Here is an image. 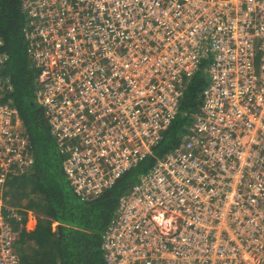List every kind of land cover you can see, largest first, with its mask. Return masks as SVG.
I'll list each match as a JSON object with an SVG mask.
<instances>
[{
    "label": "built area",
    "instance_id": "built-area-1",
    "mask_svg": "<svg viewBox=\"0 0 264 264\" xmlns=\"http://www.w3.org/2000/svg\"><path fill=\"white\" fill-rule=\"evenodd\" d=\"M36 98L74 192L137 166L204 69L182 142L156 158L104 238L106 264H264V0H22ZM0 32V264H23L4 186L34 164Z\"/></svg>",
    "mask_w": 264,
    "mask_h": 264
},
{
    "label": "trees",
    "instance_id": "trees-1",
    "mask_svg": "<svg viewBox=\"0 0 264 264\" xmlns=\"http://www.w3.org/2000/svg\"><path fill=\"white\" fill-rule=\"evenodd\" d=\"M27 22L21 0H0V32L4 40L3 50L8 55L3 74L12 87L7 96L27 126L26 134L34 158L32 169L22 173L29 176L31 185V201L27 207L42 215L38 217L34 230L25 226L27 211L13 220L20 223L17 227L21 239L20 256L23 263L26 258L30 259L27 264H106L104 238L120 198L150 170L156 158L182 142L200 109L201 91L208 77L202 69L185 86L177 117L163 139L155 145L152 154L98 197L82 198L74 192L66 177L65 155L50 131L43 109L35 110L33 107L38 71L28 58ZM30 89L32 91L29 92ZM13 184L18 186L19 179H15Z\"/></svg>",
    "mask_w": 264,
    "mask_h": 264
},
{
    "label": "rangeland",
    "instance_id": "rangeland-1",
    "mask_svg": "<svg viewBox=\"0 0 264 264\" xmlns=\"http://www.w3.org/2000/svg\"><path fill=\"white\" fill-rule=\"evenodd\" d=\"M29 58V56H28ZM30 60V58H29ZM32 91V89L29 90V92ZM34 100V105L33 107L35 108V110H42V108L39 106L38 102H37V98L35 95V98H33ZM29 108H27L26 111H28ZM29 112V111H28ZM30 120V119H29ZM18 121L21 127V130L24 132H28L27 126L22 118V116H20V113L18 111ZM15 179H19V185L18 186H14L13 182ZM4 200L6 202V204L8 206H14L17 209V212L22 215V213L26 210L25 207L27 206L28 202L31 201V185L29 183V176H27V174H21L19 176H13L11 177L7 183L4 186ZM14 233H15V237H16V243L15 246L17 248V250L21 253V249H20V234L17 232V227L20 225V223H17L15 221L11 222ZM28 262H30V259L26 258L25 263L27 264ZM23 263V264H25Z\"/></svg>",
    "mask_w": 264,
    "mask_h": 264
},
{
    "label": "crops",
    "instance_id": "crops-1",
    "mask_svg": "<svg viewBox=\"0 0 264 264\" xmlns=\"http://www.w3.org/2000/svg\"><path fill=\"white\" fill-rule=\"evenodd\" d=\"M24 210L27 211V222L25 223V226L28 230H34L36 228L38 221H39L38 217H41L42 215L37 210H35L33 208L27 207V209L25 208ZM17 232L20 234L19 229L17 230Z\"/></svg>",
    "mask_w": 264,
    "mask_h": 264
},
{
    "label": "clouds",
    "instance_id": "clouds-1",
    "mask_svg": "<svg viewBox=\"0 0 264 264\" xmlns=\"http://www.w3.org/2000/svg\"><path fill=\"white\" fill-rule=\"evenodd\" d=\"M22 1V0H21Z\"/></svg>",
    "mask_w": 264,
    "mask_h": 264
}]
</instances>
